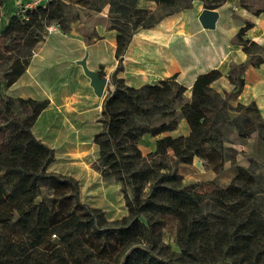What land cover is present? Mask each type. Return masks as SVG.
<instances>
[{"label":"trees","instance_id":"1","mask_svg":"<svg viewBox=\"0 0 264 264\" xmlns=\"http://www.w3.org/2000/svg\"><path fill=\"white\" fill-rule=\"evenodd\" d=\"M152 1L168 5L171 0ZM205 8L213 7L205 2ZM17 10L0 31L13 47L32 28L60 25L63 4L48 0ZM250 26L245 23L234 39L249 57L247 64L227 74L235 90L244 86L249 66L264 63L262 48L244 39ZM116 30L113 89L102 101L100 129L93 135V143L103 152L88 167L103 182L115 177L121 183L127 215L108 222L101 210L80 201L74 179L46 172L53 153L33 136L32 127L49 101L1 93L26 69V64L16 62L0 76V264H264V177L256 175L261 165L253 158L248 168L237 165L235 157L223 151L227 141L219 128L221 123H233L240 138L256 137L264 143V123L256 107L237 104L238 116L253 115H245L241 125L238 116L218 118L212 109L192 108L184 88L172 78L139 88L127 85L116 73L122 71L134 32ZM205 86V77L199 76L194 90ZM181 119L188 135L161 137L151 158L142 155L143 136L173 132ZM194 158L214 173L229 160L235 166L230 183L207 193L184 185L176 167L189 165ZM168 226L174 231L177 253L163 242Z\"/></svg>","mask_w":264,"mask_h":264},{"label":"crops","instance_id":"2","mask_svg":"<svg viewBox=\"0 0 264 264\" xmlns=\"http://www.w3.org/2000/svg\"><path fill=\"white\" fill-rule=\"evenodd\" d=\"M18 1L0 0V31L7 24L10 15L18 11ZM207 1L213 7L210 10L217 13L212 28L203 27L198 18L201 11L207 9ZM245 23L251 26L245 31L244 39L260 46L261 57L264 59V0H190L188 7L165 15L150 28L139 30L125 51L122 60L123 71L119 77L125 78L126 72H130L131 79L127 85L134 88L147 84L157 85L172 78L184 88L183 95L192 108L212 109L217 112L218 118H236L237 104H254L264 123V63L256 67L249 66L245 70L244 86L239 90H235L227 79L231 69L247 64L249 60L242 46L234 41L235 35ZM51 35L57 37L51 43L48 38L42 42L36 54L29 60L24 73L10 87L1 89V93L14 99L49 101L48 107L35 121L48 114L47 129L43 133H36L32 127V134L52 150L53 161L54 156L59 155L58 167L55 168V161H51L46 172L74 179L78 184L79 199L86 204L87 200L82 196L83 188H89V192L97 196L100 191L107 193V190L114 188L115 180L103 182L99 174L88 167L89 163L85 164L87 169L80 167L79 170L74 166L73 156L83 153V150L92 144L93 135L97 133L85 136L77 133L75 129L74 124L79 120L87 122L83 117L92 110L94 115L96 114L95 110L90 108L95 100L92 97L93 90L76 62L86 56V65L90 70L101 69L106 76H110L117 66L114 58L115 36H112L111 43L106 42L105 34H101L95 42L86 43L74 35L56 32ZM101 44L111 50L110 59L99 58L97 51L86 52ZM52 52L55 54L53 61L59 60L62 54L71 56L67 68L73 74L72 79H78L79 83L77 87L64 92L61 101L57 103L45 92L47 79H37L41 69L37 65L33 67L37 59L50 58ZM132 69L139 71L138 75ZM199 76L205 77L207 86L196 92L194 83ZM138 78V83H135ZM64 84L63 86H66V83ZM25 88H34L37 95L26 94ZM219 128L227 141L223 145V151L234 157L236 150L230 146L245 150L253 157L264 147V143L258 139L240 138L233 123H221ZM188 134L189 128L185 120L181 119L173 132L155 137L143 136L139 141V150L143 156L148 157L152 155L157 139L168 135L175 137ZM196 161L201 163L198 159Z\"/></svg>","mask_w":264,"mask_h":264},{"label":"rangeland","instance_id":"3","mask_svg":"<svg viewBox=\"0 0 264 264\" xmlns=\"http://www.w3.org/2000/svg\"><path fill=\"white\" fill-rule=\"evenodd\" d=\"M60 1H62L63 4L60 25L51 24L43 29L32 28L16 47H13L8 40L2 37V33H0V76L5 75V73L8 72L16 62H21L22 64L27 65L31 57L38 51L42 42H45L47 38L50 43L55 40V37L57 36L51 35L55 32L65 35H74L77 38H81L86 43H92L99 40L101 34H105L107 36L106 42L111 43L112 36L116 37L118 34L116 29H122L125 32H134V35L132 36L133 38L139 32L138 29L141 26L153 23L173 9L188 6L190 0H171L168 5L155 4L152 0ZM207 3L209 2L207 1ZM48 28H51L50 32L48 31ZM59 51L60 50H58V52ZM91 51H97V56L99 58L110 59L112 56L111 50L106 48L104 44H101L96 48H91L86 52L88 53ZM53 53L54 52H52L50 58L37 59L33 67H36L35 65H37L38 68L41 69L37 79H47L45 92L52 96L57 103L58 101H61L64 92L66 93L74 87H77L79 83L78 79H72L73 74L70 72V69L67 68L71 56L62 54L59 60L53 61L52 58H54L55 55ZM134 69L132 70L138 75L139 71H135ZM122 71L116 73V77L122 78L124 82L128 84L131 79L130 72L127 71L125 78H123L119 77ZM95 72L100 78L105 77L107 80V86L105 87L102 97L99 98L93 93L92 97L95 100L93 99L94 101L91 103L90 108L94 109L96 114L94 115V111L92 110L91 113L83 117L87 122L79 120L74 124L76 126V132L85 136L99 131L100 124L97 123V120L100 117L102 101L113 89L111 81L112 74L106 76L101 69ZM46 75L49 77H45ZM138 81L139 78L135 83H138ZM64 83H66V86H63L65 85ZM24 92L26 94L32 93L31 95L37 93L34 88H25ZM13 109L18 116H23L21 110L17 109L16 105ZM245 115L248 118L253 117L252 113L240 114L238 116V123H241V125ZM47 117L48 114L43 115L37 122H35L33 129L36 133H43L47 129ZM252 138H255L256 140L258 139L256 137ZM230 147L236 150L235 162L237 165L248 168V160L253 158L261 165L260 169L256 172V175H262L264 177V147L261 148L260 152H256V157H253L245 150H238L232 146ZM83 151V153L73 156L75 162L74 166L79 170L80 167L87 169L85 164L90 163L94 157H97L100 152H103L101 146L94 144L93 141L92 144ZM57 158H59L58 154L54 156L55 168L59 165ZM146 158H151V155ZM196 160L197 158H194L189 165H177L176 169L182 176V183L184 185L191 184L193 189L197 192L207 193L215 187H226L235 173V166L231 164L229 160L226 161L224 168L219 173H214L209 168H204L202 163L199 164ZM114 180V188H111L110 191L107 190V193L100 191L97 193L98 195L95 196L93 193L89 192V188H83L82 190L83 199L85 198V200H87L85 205L101 210L108 222L120 220L127 215V208L124 200L125 192L121 183L117 181L115 177ZM163 242L171 251L177 253V248L174 242V231L169 226L164 230Z\"/></svg>","mask_w":264,"mask_h":264},{"label":"water","instance_id":"4","mask_svg":"<svg viewBox=\"0 0 264 264\" xmlns=\"http://www.w3.org/2000/svg\"><path fill=\"white\" fill-rule=\"evenodd\" d=\"M198 18L203 27L212 28L217 19V13L210 9H203ZM77 65L81 67L83 74L86 78H88L89 86L92 88L93 93L99 98L102 97L105 91V87L107 86V80L105 79V77L100 78L95 71L90 70L87 67L86 56L77 61Z\"/></svg>","mask_w":264,"mask_h":264},{"label":"built area","instance_id":"5","mask_svg":"<svg viewBox=\"0 0 264 264\" xmlns=\"http://www.w3.org/2000/svg\"><path fill=\"white\" fill-rule=\"evenodd\" d=\"M48 0H19L18 1V6L22 8V10L26 9H31L34 8L38 5H43L47 2ZM48 31H51V28H48Z\"/></svg>","mask_w":264,"mask_h":264}]
</instances>
